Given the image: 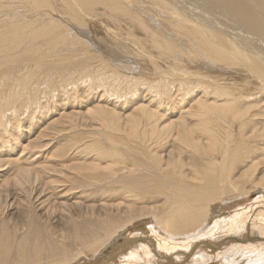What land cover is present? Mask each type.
Here are the masks:
<instances>
[{
	"label": "bare ground",
	"instance_id": "1",
	"mask_svg": "<svg viewBox=\"0 0 264 264\" xmlns=\"http://www.w3.org/2000/svg\"><path fill=\"white\" fill-rule=\"evenodd\" d=\"M257 96L264 0H0V264H264Z\"/></svg>",
	"mask_w": 264,
	"mask_h": 264
},
{
	"label": "rangeland",
	"instance_id": "2",
	"mask_svg": "<svg viewBox=\"0 0 264 264\" xmlns=\"http://www.w3.org/2000/svg\"><path fill=\"white\" fill-rule=\"evenodd\" d=\"M112 51H113V49H111V52H112ZM111 56L114 57L116 60H118V61H119L120 63H122V64L129 65L130 67L137 66L138 68H140L141 73H144V72H145V73H148L147 69H150V67H148V66L142 64L141 62H139V61H137V60H132V59H129V58H126V57L120 56V55L117 56V54H112ZM131 61H134V62L136 63V65H132V64H131ZM139 77H140V76H139ZM142 77H143V78H146V77L149 78L148 75H144V76H142ZM257 99H258V100H264V98H262V96H257ZM55 137H56V136H55ZM62 138H63L62 136H58V137L55 138V140H56V142H57V140H60V139H62ZM52 147H53V146H52ZM57 148H58V145H57L55 148L48 147V148H46V149H45V148H43V149H39V150H38V153H34L33 156L36 157L37 159L42 158L43 156H46L47 158H49V157H52V158H53L55 155L58 156V153H59L58 151H59V149H57ZM55 153H57V154H55ZM18 154H19V152H17V154H16L15 157H17ZM35 154H37V155H35ZM38 155H39V156H38ZM59 156H60V155H59ZM32 158H33V157H32ZM61 158H63V157H61ZM59 160H61L60 162L63 161L62 159H59ZM40 161L43 162L42 159H41ZM40 161H39V162H40ZM57 162H58V161H57ZM49 163H51V162H49ZM52 163H53V164H52ZM52 163H51V165H53V167H54V166H55L54 164H55L56 162H52ZM43 164H44V163H43ZM67 164H69V163H67ZM53 167H52V168L50 167V169L54 170L55 173L57 172V173L59 174V171H60L61 169H59L57 166H55L56 169H54L55 167H54V168H53ZM48 169H49V168H48ZM58 170H59V171H58ZM54 171H53V172H54ZM48 172L50 173V174L48 173V174H49L48 177H50L49 179H51L52 181H51V180L48 181L49 179L47 178V176L45 177V180H44V181H45L46 183H47V182H50V183L52 182L51 184H53L54 186L51 185V184H49L51 187L58 186V184H59V182H60L59 180L61 179V178H58V177H60V176H58L57 173H56V175L53 174L52 171H51L52 173H51L50 171H48ZM73 173H75V172L72 171V172L70 173V175H72ZM51 174H52V176H54V175H55V176L52 177V176H50ZM1 176H2V177L5 176L4 173H0V177H1ZM57 176H58V177H57ZM46 178H47V180H46ZM72 179H73V178H72ZM45 182H44V183H45ZM46 183H45V184H46ZM47 185H48V184H47ZM59 185H60L61 187L58 186V187H57L58 190L56 189V190L54 191L53 188H50V189H52L53 192H58L59 189H60V191L63 190V191L61 192V194L65 192V193H64L65 195L62 194V197H63V198H61V196H60L61 194H60V195L57 194V195H56L57 197H56V196H52L51 193H53V192L49 193L50 189H48V195H49V196H48V197L46 196V197H47V198H46V199H47V205L49 204L50 201H52L51 199L54 198V197H55V198H54V201H55L56 198H57L58 201H60V202H61V201L64 202L65 200H69V202H68V201H67V202L65 201V202L68 203V204H70V202H71L72 200H70L69 198H74V195H76L75 192H74V191H75L74 189H72V190L69 191V192L66 191L67 188H68V187H67V186H68L67 183H66V185H65V183H61V182H60ZM62 185H63L64 187H62ZM47 187H49V186H47ZM63 188H64V189H63ZM58 195H59L60 197H59ZM50 196H51V197H50ZM76 197H77V196H76ZM48 198H49V202H48ZM50 198H51V199H50ZM67 198H68V199H67ZM82 198H83V197H82ZM82 198H80L81 200L78 199L77 201H82V200H83V201H82L83 203H85V202H86V204L91 203L90 201L87 202V199H88L87 197H84V198H87L86 201H85V199H82ZM57 199H56V200H57ZM54 201H52V202H53V203L57 202V201H55V202H54ZM84 201H85V202H84ZM48 206H49V207H48V210H50L49 213H51V211H52V216H56V215H58L57 213L59 212V208H60V207H58V206H56V205H53V206H54V207H53V206H52V203H50ZM51 206H52V207H51ZM56 207H57V208H56ZM49 208H50V209H49ZM51 208H52V210H51ZM53 208H54V210L56 209L55 212H54ZM57 209H58V210H57ZM60 210H61V208H60ZM53 213H54V214H53ZM55 213H56V214H55ZM22 216H23V215H22ZM35 216H36V215H35ZM35 216H34V214H33V217L31 218V220H32V224H31V225H32V226L30 225V227H31V229L29 228L30 230H33V229H34V230H38V228L41 227L40 225H38L37 222H34V221H36ZM37 216H38V215H37ZM34 219H35V220H34ZM34 223H35V224H34ZM36 223H37V226H36ZM34 225H35V226H34ZM33 226H34V227H33ZM38 226H40V227H38ZM131 233H132V232H131ZM128 236H131V235H128ZM125 237H127V233H126V232H124V235H123V238H122V239L126 240L127 238H125ZM122 239L117 238L116 240H114V241L116 242V243L112 246V248L114 247V249L112 250L111 246H109L111 250L108 249V250H109L108 252H110V253H112V254L117 253L118 250H119L118 247H119V245H121ZM111 244H112V243H111ZM111 244H109V245H111ZM109 247H108V248H109ZM116 247H117V248H116ZM115 251H117V252H115Z\"/></svg>",
	"mask_w": 264,
	"mask_h": 264
}]
</instances>
